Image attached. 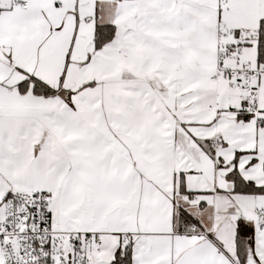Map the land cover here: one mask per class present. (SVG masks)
<instances>
[{
	"label": "snow or ice",
	"instance_id": "6c2138e0",
	"mask_svg": "<svg viewBox=\"0 0 264 264\" xmlns=\"http://www.w3.org/2000/svg\"><path fill=\"white\" fill-rule=\"evenodd\" d=\"M0 264H264V0H0Z\"/></svg>",
	"mask_w": 264,
	"mask_h": 264
}]
</instances>
